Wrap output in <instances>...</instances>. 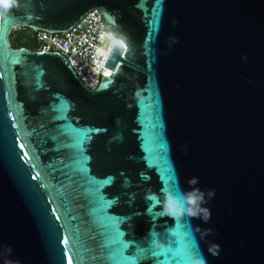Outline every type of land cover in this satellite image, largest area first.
I'll return each instance as SVG.
<instances>
[{
  "label": "water",
  "instance_id": "obj_1",
  "mask_svg": "<svg viewBox=\"0 0 264 264\" xmlns=\"http://www.w3.org/2000/svg\"><path fill=\"white\" fill-rule=\"evenodd\" d=\"M92 9L95 90L9 44ZM0 264H264V0L0 7Z\"/></svg>",
  "mask_w": 264,
  "mask_h": 264
},
{
  "label": "built area",
  "instance_id": "obj_2",
  "mask_svg": "<svg viewBox=\"0 0 264 264\" xmlns=\"http://www.w3.org/2000/svg\"><path fill=\"white\" fill-rule=\"evenodd\" d=\"M30 30L38 45L36 51L60 53L86 88L95 90L98 87L102 66L112 49V38L103 31L101 11H88L62 34Z\"/></svg>",
  "mask_w": 264,
  "mask_h": 264
},
{
  "label": "trees",
  "instance_id": "obj_3",
  "mask_svg": "<svg viewBox=\"0 0 264 264\" xmlns=\"http://www.w3.org/2000/svg\"><path fill=\"white\" fill-rule=\"evenodd\" d=\"M8 41L12 48L25 47L29 50H36L38 46L32 37L31 30L26 27L11 29L8 34Z\"/></svg>",
  "mask_w": 264,
  "mask_h": 264
},
{
  "label": "clouds",
  "instance_id": "obj_4",
  "mask_svg": "<svg viewBox=\"0 0 264 264\" xmlns=\"http://www.w3.org/2000/svg\"><path fill=\"white\" fill-rule=\"evenodd\" d=\"M14 0H0V7L3 9H8L9 7L12 6V3ZM176 209L174 207V201L171 196L166 197V203H165V212L166 213H173L175 212Z\"/></svg>",
  "mask_w": 264,
  "mask_h": 264
}]
</instances>
